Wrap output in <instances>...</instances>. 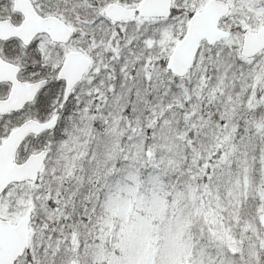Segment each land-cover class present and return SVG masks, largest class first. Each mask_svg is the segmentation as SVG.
<instances>
[{
  "label": "snow or ice",
  "instance_id": "obj_1",
  "mask_svg": "<svg viewBox=\"0 0 264 264\" xmlns=\"http://www.w3.org/2000/svg\"><path fill=\"white\" fill-rule=\"evenodd\" d=\"M0 264H264V0H0Z\"/></svg>",
  "mask_w": 264,
  "mask_h": 264
}]
</instances>
